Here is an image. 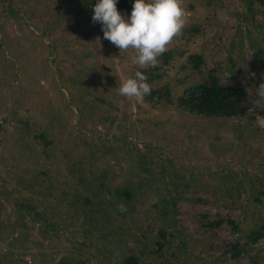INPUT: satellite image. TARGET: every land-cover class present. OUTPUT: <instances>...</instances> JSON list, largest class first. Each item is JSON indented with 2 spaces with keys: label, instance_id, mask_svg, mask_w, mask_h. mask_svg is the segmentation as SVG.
Here are the masks:
<instances>
[{
  "label": "rangeland",
  "instance_id": "obj_1",
  "mask_svg": "<svg viewBox=\"0 0 264 264\" xmlns=\"http://www.w3.org/2000/svg\"><path fill=\"white\" fill-rule=\"evenodd\" d=\"M94 4L0 0V264H264V0H183L155 66ZM137 71L152 100L119 94ZM209 76L236 116L182 110Z\"/></svg>",
  "mask_w": 264,
  "mask_h": 264
},
{
  "label": "clouds",
  "instance_id": "obj_2",
  "mask_svg": "<svg viewBox=\"0 0 264 264\" xmlns=\"http://www.w3.org/2000/svg\"><path fill=\"white\" fill-rule=\"evenodd\" d=\"M183 0H133L130 14L117 9L118 0H95L92 21L99 23L103 38L120 50L133 48L134 62L155 66L158 57L178 35L184 25L186 11ZM101 37L97 36L96 41ZM122 96L143 98L151 93V84L140 71L127 78L118 88ZM254 102L264 106V82L253 89ZM127 211L124 203L118 205Z\"/></svg>",
  "mask_w": 264,
  "mask_h": 264
},
{
  "label": "trees",
  "instance_id": "obj_3",
  "mask_svg": "<svg viewBox=\"0 0 264 264\" xmlns=\"http://www.w3.org/2000/svg\"><path fill=\"white\" fill-rule=\"evenodd\" d=\"M262 2V0H260ZM195 60L194 56L190 57ZM156 95L151 91L146 95L148 100ZM244 96V91L241 87H230L221 85L219 80L214 76H209L204 83L191 88L187 97L180 100L182 110L196 116H204L206 118H230L239 113V101ZM119 195L126 199L128 191H120ZM257 233L256 236H258ZM235 250V256L240 255V251ZM123 264H136L134 259H127Z\"/></svg>",
  "mask_w": 264,
  "mask_h": 264
}]
</instances>
